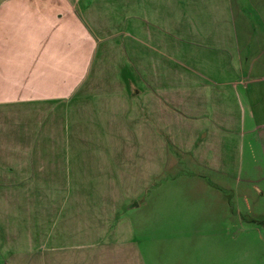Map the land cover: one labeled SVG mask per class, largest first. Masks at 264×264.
Listing matches in <instances>:
<instances>
[{
    "label": "crops",
    "instance_id": "crops-1",
    "mask_svg": "<svg viewBox=\"0 0 264 264\" xmlns=\"http://www.w3.org/2000/svg\"><path fill=\"white\" fill-rule=\"evenodd\" d=\"M172 228L259 263L264 0H0V264H171Z\"/></svg>",
    "mask_w": 264,
    "mask_h": 264
},
{
    "label": "rangeland",
    "instance_id": "rangeland-1",
    "mask_svg": "<svg viewBox=\"0 0 264 264\" xmlns=\"http://www.w3.org/2000/svg\"><path fill=\"white\" fill-rule=\"evenodd\" d=\"M179 229L175 230L174 228H172V233L171 232H161L160 234H163L162 236H160V238H158L159 240H157V244H155V246L157 247V249H162L163 253H164V258L165 259H169V261L171 262V264H175L176 262V257L177 254H179V251H181L182 248H184L185 250V244L182 243H178L175 239L179 236H177ZM181 231V230H180ZM167 234H169L170 236H167ZM165 236V238H164ZM168 238H173V241L170 242L169 240H167ZM245 238V236H244ZM166 239V241H165ZM133 240L136 242L139 241L140 239H138V237H136L135 239L133 238ZM159 241H163L164 243H159ZM144 245H148L151 246V237L147 238V241L145 242ZM258 247V260L259 263L258 264H264V241H259L257 243H254V249H257ZM243 249L245 251L246 249V243H245V239H244V243H243Z\"/></svg>",
    "mask_w": 264,
    "mask_h": 264
}]
</instances>
